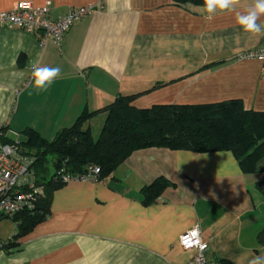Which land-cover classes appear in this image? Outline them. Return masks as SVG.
Here are the masks:
<instances>
[{"label": "crops", "instance_id": "crops-1", "mask_svg": "<svg viewBox=\"0 0 264 264\" xmlns=\"http://www.w3.org/2000/svg\"><path fill=\"white\" fill-rule=\"evenodd\" d=\"M21 2H50L51 20L73 8H98L70 28L60 47L0 27V123L7 140L23 141L31 129L52 141L82 113L118 96H136L137 109L238 100L247 111L264 112V65L238 58L264 44L236 23V12L251 0L211 19L184 7L193 2L174 0H0V13ZM34 67L61 71L38 90ZM105 119L99 113L84 124L93 140ZM262 179L242 173L229 152L139 150L103 181H73L53 192L47 219L16 240L10 221L0 242L15 246L0 247V264H188L192 254L178 239L196 225L210 264L264 255L257 244ZM158 180L167 185L145 203L141 190Z\"/></svg>", "mask_w": 264, "mask_h": 264}, {"label": "trees", "instance_id": "trees-1", "mask_svg": "<svg viewBox=\"0 0 264 264\" xmlns=\"http://www.w3.org/2000/svg\"><path fill=\"white\" fill-rule=\"evenodd\" d=\"M181 4L201 0H174ZM136 96H118L107 107L82 113L74 124L46 141L35 131L22 132L17 142L22 152L34 160L33 172L42 195L34 201L30 211L9 219L15 222L16 240L49 216L50 199L66 184L63 176L81 178L97 168L96 181L109 177L132 153L162 148L193 153L229 152L244 174L264 175V112L247 111L238 100L205 105H155L149 109L132 106ZM105 113L101 133L93 140L84 124L93 116ZM6 143H15L7 140ZM166 182L158 180L141 190L144 202L155 200ZM264 200V179L256 183ZM12 241V240H10ZM3 243L11 248L15 244ZM257 244L264 247V229L257 235Z\"/></svg>", "mask_w": 264, "mask_h": 264}, {"label": "built area", "instance_id": "built-area-1", "mask_svg": "<svg viewBox=\"0 0 264 264\" xmlns=\"http://www.w3.org/2000/svg\"><path fill=\"white\" fill-rule=\"evenodd\" d=\"M50 6V2L42 7H34L28 2L18 3L11 10L0 13V27L8 26L26 31L40 36L43 41L51 40L55 46L60 47L70 28L98 8V5L73 8L63 17L51 20ZM238 58L254 59L264 65V44L239 54ZM5 128L0 123V218H11L21 212L30 211L34 201L42 195V189L36 185L33 157L22 152L17 142H3ZM98 172L97 168H93L91 174L85 177L61 178L64 184L82 180L95 182ZM178 243L181 249L192 254L188 264H210L206 259L208 245L202 240L197 225L183 233Z\"/></svg>", "mask_w": 264, "mask_h": 264}, {"label": "clouds", "instance_id": "clouds-1", "mask_svg": "<svg viewBox=\"0 0 264 264\" xmlns=\"http://www.w3.org/2000/svg\"><path fill=\"white\" fill-rule=\"evenodd\" d=\"M241 0H202L201 4L187 3L184 5L190 11H195L206 19L213 18L218 13L233 12ZM264 0H251L249 6L242 12H236V23L240 29L253 37H264ZM59 67H34L32 72L34 87L46 90L60 75ZM235 264H264V255L249 256L242 254L235 258Z\"/></svg>", "mask_w": 264, "mask_h": 264}, {"label": "rangeland", "instance_id": "rangeland-1", "mask_svg": "<svg viewBox=\"0 0 264 264\" xmlns=\"http://www.w3.org/2000/svg\"><path fill=\"white\" fill-rule=\"evenodd\" d=\"M11 232V222L8 219L0 221V238Z\"/></svg>", "mask_w": 264, "mask_h": 264}]
</instances>
